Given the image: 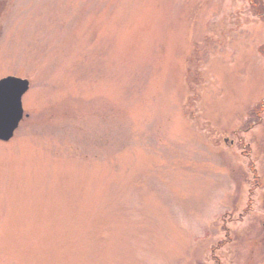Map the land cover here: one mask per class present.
I'll list each match as a JSON object with an SVG mask.
<instances>
[{
	"label": "rangeland",
	"instance_id": "rangeland-1",
	"mask_svg": "<svg viewBox=\"0 0 264 264\" xmlns=\"http://www.w3.org/2000/svg\"><path fill=\"white\" fill-rule=\"evenodd\" d=\"M263 7L0 0V264H264Z\"/></svg>",
	"mask_w": 264,
	"mask_h": 264
},
{
	"label": "water",
	"instance_id": "water-1",
	"mask_svg": "<svg viewBox=\"0 0 264 264\" xmlns=\"http://www.w3.org/2000/svg\"><path fill=\"white\" fill-rule=\"evenodd\" d=\"M28 88L26 79L7 76L0 79V140L11 138L22 118L21 96Z\"/></svg>",
	"mask_w": 264,
	"mask_h": 264
},
{
	"label": "flooded vegetation",
	"instance_id": "flooded-vegetation-1",
	"mask_svg": "<svg viewBox=\"0 0 264 264\" xmlns=\"http://www.w3.org/2000/svg\"><path fill=\"white\" fill-rule=\"evenodd\" d=\"M260 117V116H258ZM263 119L258 120L257 122L255 121L253 124H250L249 127L245 128L243 131H247L248 129L253 128L258 126H262V135L259 138L252 137L251 141H247L245 139V136H238L237 138V143L242 146L243 148L246 149H252L255 150V157L251 158V167L254 171H256V174H254V181L257 186L256 188L263 189L264 191V177L261 179V176H264L263 173V168H261L262 163H264V123L262 124ZM224 142H227V139L224 138ZM230 143L233 144V140H230ZM249 155V153H247ZM264 199H261V202H263ZM264 203V202H263ZM263 228H264V222L262 223Z\"/></svg>",
	"mask_w": 264,
	"mask_h": 264
},
{
	"label": "trees",
	"instance_id": "trees-1",
	"mask_svg": "<svg viewBox=\"0 0 264 264\" xmlns=\"http://www.w3.org/2000/svg\"><path fill=\"white\" fill-rule=\"evenodd\" d=\"M255 5H256V4L254 3L253 6H255ZM256 12H258V13L260 12V13L262 14V16L264 17V7H263L262 10L260 9L259 11H256ZM263 51H264V50H263Z\"/></svg>",
	"mask_w": 264,
	"mask_h": 264
}]
</instances>
